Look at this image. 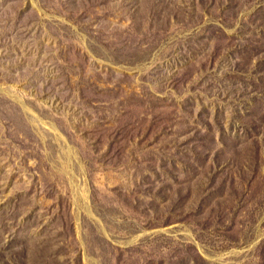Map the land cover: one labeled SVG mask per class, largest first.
I'll use <instances>...</instances> for the list:
<instances>
[{
  "label": "rangeland",
  "instance_id": "obj_1",
  "mask_svg": "<svg viewBox=\"0 0 264 264\" xmlns=\"http://www.w3.org/2000/svg\"><path fill=\"white\" fill-rule=\"evenodd\" d=\"M0 264H264V0H0Z\"/></svg>",
  "mask_w": 264,
  "mask_h": 264
},
{
  "label": "water",
  "instance_id": "obj_2",
  "mask_svg": "<svg viewBox=\"0 0 264 264\" xmlns=\"http://www.w3.org/2000/svg\"><path fill=\"white\" fill-rule=\"evenodd\" d=\"M257 244H258V242H257Z\"/></svg>",
  "mask_w": 264,
  "mask_h": 264
}]
</instances>
